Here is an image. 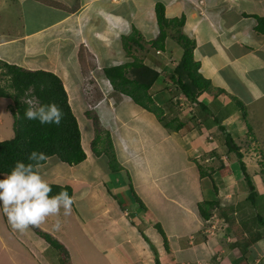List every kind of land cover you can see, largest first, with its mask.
<instances>
[{
	"label": "crops",
	"instance_id": "obj_1",
	"mask_svg": "<svg viewBox=\"0 0 264 264\" xmlns=\"http://www.w3.org/2000/svg\"><path fill=\"white\" fill-rule=\"evenodd\" d=\"M6 2H15L17 9H13V26H7L11 18H0V60L15 63L22 57L18 65L49 70L61 78L85 159L69 165L52 155L42 162L43 178L69 186L75 200L70 216H64L61 209L58 217H48L40 226L65 247L67 256L57 255L31 227L23 233L12 230L0 210V264H260L264 238L254 243L248 234L244 242L234 238L250 212L246 211L248 188L236 155L227 151L219 125L239 144L247 172L253 164L245 153L257 150V169L248 173L257 193L264 195V170H259L264 160V117L257 115L264 114V89L252 77L264 73V31L256 28L254 17H264L263 0ZM156 2L164 5L168 18L185 17L178 29L195 41L194 59L212 87L195 102L178 90L174 93L177 86L170 75L182 54L175 29L167 28L162 50L148 49L143 42L139 57L157 72L148 93L162 107L166 120L176 116L184 123L177 131L123 92L111 88L104 95L105 84H98L100 94L93 95L85 86L89 75H83L88 68L98 73L97 79L106 81L104 67L132 61L133 52H125L122 36L135 28L143 40L154 39L159 32ZM13 47L19 49L11 51ZM16 51H23L20 58ZM218 54L223 57L221 62L213 59ZM228 73L230 77L235 74L236 86L229 84ZM245 88L256 90L250 99L242 94ZM235 97L244 104L247 117L248 113L256 116L251 120L253 126L241 110L232 107ZM177 99L179 104L193 106L184 117L172 108ZM94 116L102 133L111 139L119 170L110 169L109 156L100 143V154L92 151ZM253 131L259 132L260 139ZM246 138L249 140L243 142ZM200 166L211 176H201ZM4 176L0 173V179ZM213 198L219 200L220 208L204 220L198 204ZM228 206L231 210L224 213ZM231 218L232 225L238 224L237 231L228 233L231 224L226 220ZM57 219L62 227L53 231Z\"/></svg>",
	"mask_w": 264,
	"mask_h": 264
},
{
	"label": "trees",
	"instance_id": "obj_2",
	"mask_svg": "<svg viewBox=\"0 0 264 264\" xmlns=\"http://www.w3.org/2000/svg\"><path fill=\"white\" fill-rule=\"evenodd\" d=\"M154 8L159 26L157 36L150 41H145L142 35L133 28L131 34L122 36L123 48L125 52L130 55L133 52L131 51L133 46L143 49V42H147L150 47L156 50H162L164 46L163 42L167 36V28L171 27L175 29L176 33L174 36L182 48V54L170 75V79L177 86L176 92L178 90V92L182 93L189 101L195 102L201 93L210 92L212 87L210 80L200 73L199 61L194 59L195 41L181 33L178 29L183 25L185 17L168 18L165 15L164 5L160 2H156ZM254 17L258 21L256 28L263 32L264 17L257 14L254 15ZM0 69L3 70V73H0V96H7L12 100V104L9 108L13 116L12 128L14 133L12 137L0 140V173L7 176L12 171L17 161L32 163L28 160V155L33 150L43 152L48 157L55 155L61 161L69 165L77 164L84 160L85 152L81 146L80 131L76 118L68 104L67 93L61 78L56 73L49 70L28 69L18 64L2 60H0ZM103 74L116 91L129 95L135 103L154 113L163 121L167 128L177 131L184 125L176 116L167 120L163 117L162 107L158 106L148 93V89L157 77V72L145 65L142 58L133 56L132 61L128 63L104 67ZM2 80L7 82V87L10 88L11 91H6L4 87H2ZM33 95L38 98L41 104L55 102L62 109L64 117L59 126L55 124L41 125L36 120H27L24 118L27 105L21 101ZM233 101H235L238 109L242 111L243 118L246 119L247 111L244 104L239 99H234ZM201 107V109L205 108L202 104ZM93 123L95 135L91 140L92 151L96 155L100 154L98 144H102L104 152L107 153L110 159V169L119 170L121 167L115 159L109 135L107 133L103 134L104 132L99 127L98 118L96 116L93 117ZM219 129L225 134L227 151L233 152L237 157L240 169L243 173V179L248 188V195L246 197L248 209L246 211L249 210L250 212L246 216L241 230L247 231L250 238L249 241L254 243L264 238V195H259L256 191L253 180L242 161L243 153L240 151L239 144L224 127L219 125ZM250 134L252 135V133ZM101 136L104 137V140ZM202 168L201 166L199 168L201 176H206V174L211 176L210 172ZM49 184L52 187L51 196H55L60 191L66 190L71 197L72 191L69 186H61L54 183ZM212 186L214 192L217 193V187L214 183H212ZM258 201H261L262 204H259ZM219 206V200L213 198L199 203L198 209L201 217L207 220L212 217V212L215 208H220ZM231 208V206H228L227 209L225 207L227 211H224V213L231 210ZM243 212H245V209H243L242 213ZM241 217L243 216L241 215ZM232 219L233 218L227 219L226 221L232 225ZM250 220L255 224H252L254 227L250 225L253 227V230L248 228ZM240 222L242 221H239V223ZM157 228L166 241L160 226H157ZM32 229L36 234L48 242L57 255L67 256L65 247L53 235L40 227ZM243 246L245 245L243 244ZM243 246H240V248Z\"/></svg>",
	"mask_w": 264,
	"mask_h": 264
},
{
	"label": "clouds",
	"instance_id": "obj_3",
	"mask_svg": "<svg viewBox=\"0 0 264 264\" xmlns=\"http://www.w3.org/2000/svg\"><path fill=\"white\" fill-rule=\"evenodd\" d=\"M107 81L112 87L108 79ZM21 102L27 105L24 118L36 120L41 125L59 126L64 117L62 109L55 102L41 104L34 95ZM48 159L45 153L33 150L28 155V160L32 163L17 161L12 171L0 179V210L14 231L23 233L30 227L39 228L48 217H58L61 209L64 216L72 213L74 198L66 190L51 196L52 187L41 175L44 166L42 162ZM52 227L53 231H60V220L57 219Z\"/></svg>",
	"mask_w": 264,
	"mask_h": 264
},
{
	"label": "rangeland",
	"instance_id": "obj_4",
	"mask_svg": "<svg viewBox=\"0 0 264 264\" xmlns=\"http://www.w3.org/2000/svg\"><path fill=\"white\" fill-rule=\"evenodd\" d=\"M262 6H264V0H263V3H262ZM8 8H11V10L10 11H8ZM13 9H17V6H16V4H15V2H14V5L13 4H8L7 2H6V0H0V18L1 17H3V18H7V17H9V18H11L10 20H9V25H8V23H7V26H10L11 27V25L13 26L14 25V18H12V17H14V15H13ZM179 18V17H178ZM241 20V19H240ZM239 25H241V23L239 24ZM14 29H17V26L14 28ZM261 36L260 35H258V38H260ZM237 42H239V41H237ZM245 42V41H244ZM145 44H146V47L148 48V49H150V46L147 44V42H145ZM133 48H134V50H132L133 51V55L134 56H137V57H139L140 56V54H139V51H143V49H139L138 47L137 48H135V46H133ZM16 49H19V47H13V48H11V51H15ZM239 48H238V46H236L235 44H234V48H233V50L234 51H237ZM22 52L23 51H16V54L18 55V58H20V55L22 54ZM135 52H137L138 54L136 55V53ZM83 53V52H82ZM212 56H214V55H212ZM258 56L260 57L261 56V53H258ZM141 58V57H140ZM215 58V60H218L219 62H221V60H222V55H220V54H218V55H216L215 57H213V59ZM261 58H264V55L261 57ZM9 61V60H8ZM22 57H21V59H19V61H17V60H14V62L17 64H22ZM88 62L90 63V59L88 58ZM87 62V63H88ZM87 66H89V64L87 65ZM227 71H228V69H226ZM223 71V73H225V69H223L222 70ZM84 72L86 73V75H89V77H88V82H87V85H85L86 86V89H87V91H90V93H92L93 92V95L94 94H100V92H98L97 93V86H98V84H105V87H106V89H104V90H102L103 91V93H105L104 95H107V94H109L108 93V91L112 88L111 86H109L108 85V81L106 80V81H103L102 79L100 80V79H97V72L96 71H92V70H89L88 68L86 69H84V71H83V75H84ZM0 73H3V70H1L0 69ZM102 74V73H101ZM100 74V75H101ZM85 75V76H86ZM235 74H232L231 73V77L229 76V73H228V80H230L229 81V84L230 85H233V86H236V84H235V76H234ZM252 77L253 78H256L255 79V81H257V83H259L260 84V88H261V86H262V88L264 89V73H261L260 71L258 72V73H253V75H252ZM3 79H6V78H3ZM7 82L5 81V80H2L1 81V85H2V87H4V89L6 90V91H11V89L10 88H8L7 87V84H6ZM107 86H108V88H107ZM108 89V90H107ZM262 89V90H263ZM107 90V91H106ZM99 91V90H98ZM173 92V91H172ZM256 92V90H254V89H251V88H245V89H243V96H245L246 98H248V99H250L251 98V96L254 94ZM169 93H171V90H170V92ZM174 93H177L176 92V90H175V92ZM238 100V98H236L235 97V100ZM264 99V98H263ZM175 101H177V103H174L173 104V106H175V108L174 107H172L173 108V110H174V112H177V114L179 115V113L181 114V116H185L186 114H187V112H190L191 110H192V105L191 104H189V105H182V104H179V102H181V100H175ZM174 102V101H173ZM12 104V100H11V98L10 97H7V96H0V140H2V138L3 139H7V138H10L12 135H13V128H12V125H13V116H12V113H11V111H10V108H9V106ZM232 107H234V108H238L237 107V105H236V103H235V101H233L232 103ZM191 107V108H190ZM250 107V106H249ZM251 107H253V106H251ZM186 108H187V110H186ZM242 114V113H241ZM253 114H255V112L253 113ZM259 117H261L262 116V118L264 117V114L262 113V112H259L258 114H257ZM172 116V115H171ZM255 117L256 116H254V115H252V114H250V113H248V117H247V115H246V118H247V120H248V123H249V126H253V122L251 121V120H253V118L255 119ZM207 122H210L208 119L206 120ZM241 125V124H240ZM12 132L11 133V136L10 137H8L6 134L7 133H9V132ZM254 132V131H253ZM255 133V132H254ZM258 131L255 133V136H256V138L257 139H260V136L258 135ZM261 134L264 136V132H263V130H261ZM262 136V137H263ZM102 137V139L104 140V137L103 136H101ZM100 137V138H101ZM99 138V139H100ZM264 138V137H263ZM249 140V138H246L243 142H245V141H248ZM264 140V139H263ZM100 146H102V144L100 145ZM243 151V150H242ZM246 155L248 154V157H251V159H250V161L252 162V164H253V166L252 167H250L249 168V171H250V173H252L253 172V168L254 169H257V166H256V163L258 162V160L260 159V156H257L258 155V152H257V150L255 149V148H252V149H250V150H247L246 151V153H245ZM234 155V154H233ZM263 157H264V154L262 155ZM225 158H227V157H223V159H225ZM232 158H235V155L234 156H232ZM228 160V159H227ZM262 164L263 165H259V170H264V160H263V162H262ZM248 171V172H249ZM264 176V175H263ZM5 177V176H4ZM258 203L259 204H262L261 203V201H258ZM249 212V211H248ZM213 213V212H212ZM214 214H215V217L217 218H219L220 219V214H219V212L218 211H215L214 212ZM252 219V218H251ZM254 221V220H253ZM237 223H235L234 225H231V227L228 229L227 228V232L228 233H230V232H232V231H234V230H236L237 231V225H236ZM252 224H254L253 222H252V220H250V223H249V227L248 228H251L252 230H253V225ZM250 225H252V226H250ZM255 225V224H254ZM241 229H242V226L241 225H238V235H236L234 238H236L238 241H241V242H244L247 238H246V232H245V230H244V232H243V234L241 233ZM228 238H232L231 236H229ZM264 242V241H263ZM263 245H264V243H263ZM50 256V255H49ZM261 256H262V259H261V257H258V260H261V262H260V264H264V250H263V252H261ZM257 260V261H258ZM256 261V262H257ZM1 263V262H0ZM5 264H8V263H6L5 262Z\"/></svg>",
	"mask_w": 264,
	"mask_h": 264
},
{
	"label": "built area",
	"instance_id": "obj_5",
	"mask_svg": "<svg viewBox=\"0 0 264 264\" xmlns=\"http://www.w3.org/2000/svg\"><path fill=\"white\" fill-rule=\"evenodd\" d=\"M85 1H87V2H92V1H96V0H85Z\"/></svg>",
	"mask_w": 264,
	"mask_h": 264
}]
</instances>
